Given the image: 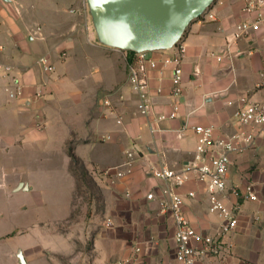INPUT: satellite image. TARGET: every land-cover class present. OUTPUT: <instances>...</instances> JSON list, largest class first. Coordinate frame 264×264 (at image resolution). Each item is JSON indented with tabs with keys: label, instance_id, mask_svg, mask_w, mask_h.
Instances as JSON below:
<instances>
[{
	"label": "crops",
	"instance_id": "obj_1",
	"mask_svg": "<svg viewBox=\"0 0 264 264\" xmlns=\"http://www.w3.org/2000/svg\"><path fill=\"white\" fill-rule=\"evenodd\" d=\"M244 3L245 0H216L210 9L215 15L214 19H197L189 25L184 38L187 54L184 61L185 100L181 108L182 116L161 122L160 129L152 133L151 119L140 114L137 96L131 89L128 91L118 84L107 83L108 90L115 88L109 94L112 102L110 108L104 104L108 94L100 102L97 101L105 92L103 86L106 81L105 78L102 81L101 75L95 76L98 73L94 71L83 78H86L84 81H87V85L92 81L99 87L65 88L73 83L67 77V80L62 79L63 60L68 52L75 54L80 48L84 50L82 57L85 61L91 60V51H105L114 57L109 65L117 70L122 69L128 77L125 52L102 44L81 42L80 33L86 13L84 0H0V196L4 194L6 202H11L16 190L28 188L24 183L19 187L22 182L12 186L10 180L12 176L29 177L26 160L33 156L50 155L54 146L65 153L66 143L76 136V154L88 167L96 164L98 169L94 172H99L100 177L105 179L101 173L103 169L122 164L126 159V150H137L132 172L110 187L108 196L110 205L117 209L116 213L122 215V220L129 221L125 205L132 203L137 209L156 207L159 199L149 200L146 195L154 190L158 197L161 196L165 183L157 178L153 180L148 171L149 161L179 168L192 159L196 148V134L192 125H211L219 136L252 131L253 144L243 152L230 156L227 182L229 186H238L241 190L247 184H252L259 197L256 200L239 198L238 227L222 236V257L225 264H264V130L262 126L253 130L250 126H242L235 118V111L243 99L264 101L263 31L254 32L231 47L227 46V37L244 17ZM63 52H66L65 56H62ZM43 54L50 55L55 65L53 72L45 71L37 64L38 57ZM115 57H119L117 65ZM158 77V70L151 71V93L157 112L168 109L171 72L165 70L161 81ZM14 81L24 85L23 97L10 96L8 88H12ZM73 82L78 84L77 81ZM159 85L164 88L161 95L156 93ZM38 114L46 115L48 126H54L60 132L53 134L48 129L44 137L38 135L34 130V115ZM118 118L122 119V123L117 121ZM185 125L186 131L179 137L178 129ZM106 133L112 136L111 140L99 142V135ZM29 183L32 189L33 184L31 181ZM154 183L156 186L152 189L150 186ZM125 189H130L132 198H121L120 194ZM191 190L196 192L195 197L187 195ZM178 191L185 198L184 210L193 227L202 234L217 236L221 220L209 211L205 184L193 177ZM261 195L262 200L259 199ZM236 200L233 195L227 196L230 204ZM14 210V205H9L5 213L0 210V220L4 221L0 222V243L7 242L0 246V264H22L17 256L20 250L27 264H34L41 251L52 264V258L63 253V250L57 251L50 243L45 246V240L43 243L38 232L62 234L49 228L46 220L42 219L28 226L14 223L10 227L5 222L6 216ZM154 221L161 247L155 252L153 264H177L173 218L158 209ZM167 228L172 230L170 235ZM14 238H19V241H13ZM166 245L171 247L170 252L165 249ZM133 251L126 250L124 246L120 254L114 247L104 250L102 264H107L105 259L114 257L115 252L119 257L118 264ZM149 259L142 250L138 264H152ZM215 260L216 257L208 254L196 264H214Z\"/></svg>",
	"mask_w": 264,
	"mask_h": 264
},
{
	"label": "built area",
	"instance_id": "obj_2",
	"mask_svg": "<svg viewBox=\"0 0 264 264\" xmlns=\"http://www.w3.org/2000/svg\"><path fill=\"white\" fill-rule=\"evenodd\" d=\"M70 11H75L71 9ZM244 17L236 24L235 29L227 37V46L231 47L239 40L250 37L254 32L262 30L264 40V0H245L242 8ZM214 13L209 9L199 19H214ZM40 30V28H38ZM125 50V49H124ZM128 67V78L132 91L138 99V110L140 114L151 119L150 131H158L159 124L168 120L181 118V108L185 100V77L184 61L187 54V45L181 39L174 47L165 50L135 51L125 50ZM66 52L62 53L65 56ZM37 64L45 71L53 72L55 65L48 54L38 57ZM171 72V88L169 91V102L167 110L156 111V102L151 93V71L158 70L161 81L165 70ZM264 78V72L262 73ZM12 98L24 96V85L14 81L12 88H8ZM162 85L156 87L158 95L163 94ZM40 95V92H37ZM107 107H112L110 98L104 99ZM235 118L242 126H250L252 130L262 126L264 130V101L242 100L235 111ZM117 121L122 123V119ZM186 125L178 129L181 137L186 131ZM196 134V148L192 159L179 168L168 166L166 163L157 164L148 162V171L154 178L164 181L161 196L158 197L154 190L147 193L149 200L159 199L160 210L169 213L175 222V257L177 264H196L208 254L216 257L214 264H225L222 254L224 243L222 236L231 233L238 227V214L240 211L239 198L256 200L258 193L252 184H247L243 190L238 186H229L227 182L228 168L231 163L232 153H241L253 144V132L241 131L231 136H219L211 125L194 124L191 126ZM109 137V136H108ZM134 148L125 151L126 159L118 166L103 169L101 173L111 182L121 180L132 172L136 155ZM195 177L205 184L208 193L209 211L216 214L221 220L219 234L205 235L199 232L191 224L187 217L184 205L185 198L178 191L189 180ZM131 193L128 192L129 196ZM189 197H195L196 192L191 190L187 193ZM233 195L236 202L230 204L227 196ZM108 226L113 220L108 218ZM142 248L137 245L129 256L121 259L118 264H138Z\"/></svg>",
	"mask_w": 264,
	"mask_h": 264
},
{
	"label": "rangeland",
	"instance_id": "obj_3",
	"mask_svg": "<svg viewBox=\"0 0 264 264\" xmlns=\"http://www.w3.org/2000/svg\"><path fill=\"white\" fill-rule=\"evenodd\" d=\"M84 2L86 13L83 17L84 26L81 29L82 33H80L81 42L89 44L92 42L112 47L103 43L100 39L88 0H84ZM186 33L187 30L183 35V40ZM120 50L125 52L124 49ZM83 51V48H80L75 54L68 52L67 58L63 60L64 76H62V79L67 80L69 78L71 80L70 83H73L65 88H95L98 86L97 84L91 81L87 85V81H84L86 78H83L87 77L86 75L90 71H94L98 73L95 76L101 75L103 76L102 81H104L103 78L106 81V85L104 83L103 86L105 92H102L104 94L101 98L99 96L98 102L104 98L105 94H108L105 98H111L109 94L111 95L115 91L114 87L108 90L109 88H106L109 86L107 83H114V86L118 84V86L128 91L132 90L129 78L126 77L123 70L121 68V70H117L115 66L109 65L113 62V56H110L108 53L106 54L105 51H91V60L85 61L82 55ZM118 58L115 57L116 65ZM72 80L77 81L78 84L75 85ZM100 87L102 88V86ZM34 118H36L34 130L41 137H44L48 129L53 134L58 131L60 132L58 128L48 126L46 115L38 114L34 115ZM111 138L112 136L106 133L100 134L98 140L99 142H106L111 140ZM80 142L83 143L84 140L81 139ZM76 143L77 137L74 136L73 139H70L66 143V148H64L66 154L54 146L53 151L49 152L51 153L50 155L33 156L31 159L26 160L25 168L29 177H10L12 186H17L22 182L27 184L28 188L22 187L16 190L11 202L9 200L6 202L4 194L0 196V210L2 209L3 213L6 212L9 205L15 206V210L12 213H7L6 217L8 218L5 222L11 227L14 223L28 226L29 223H33L39 219L40 221L46 220L49 228H52L56 233H61L62 236L60 234L49 235L48 232L47 234L38 232L41 235L43 243L45 240V246L50 243L53 244L57 251L63 250V253L52 258V264H102L101 259L103 258L101 255L104 250H111L114 247L120 254L123 246L126 250H132L139 243L142 250L148 254L150 258L149 262L151 260L153 264L156 259L155 252L161 247L157 240L159 238L154 226V219L157 216L158 209L161 208L160 202L157 201L156 207L146 206L138 209L132 203L125 205L126 211L129 214V221L122 220V215L116 213L117 209L112 207L110 201H108L109 191H111L110 187L116 185L119 180L111 182L103 178V176L100 177L99 172L96 174L94 170L98 169V166L93 164L91 167H88L86 162L76 154L74 150ZM70 154L78 156L88 172H84L81 167L78 169L77 174L74 167L71 166ZM153 180L156 181L155 178ZM30 181L33 184L32 189L30 188ZM155 186L156 183L150 187L153 189ZM128 192H130V189H125L121 192L120 196L123 200L132 198L133 194L128 196ZM261 198L262 195L259 199L262 200ZM108 218L113 219V225L108 226L106 224ZM58 219L61 220L53 224ZM141 221L142 225L140 224ZM0 222L4 221L0 220ZM167 230L170 235L172 230L170 228H167ZM31 238H33L32 235ZM18 239L14 238L13 241H19ZM5 244L7 242L0 243V246L2 247ZM165 249L170 252L171 247H167L166 245ZM165 249L162 248V250ZM118 258L115 252L114 257L109 258V260L105 259V262L107 264H117ZM34 264L51 263L41 251Z\"/></svg>",
	"mask_w": 264,
	"mask_h": 264
},
{
	"label": "water",
	"instance_id": "obj_4",
	"mask_svg": "<svg viewBox=\"0 0 264 264\" xmlns=\"http://www.w3.org/2000/svg\"><path fill=\"white\" fill-rule=\"evenodd\" d=\"M216 0H88L103 43L125 50L174 47ZM23 183L19 184L22 187ZM26 187V186H25ZM27 264L20 250L17 254Z\"/></svg>",
	"mask_w": 264,
	"mask_h": 264
},
{
	"label": "trees",
	"instance_id": "obj_5",
	"mask_svg": "<svg viewBox=\"0 0 264 264\" xmlns=\"http://www.w3.org/2000/svg\"><path fill=\"white\" fill-rule=\"evenodd\" d=\"M70 157H71V166L74 167V170L77 174H78V169H80L81 167L84 172H88V170H86L85 165L81 162L78 156H76L75 154H70Z\"/></svg>",
	"mask_w": 264,
	"mask_h": 264
}]
</instances>
